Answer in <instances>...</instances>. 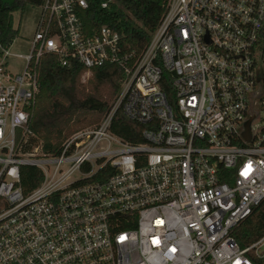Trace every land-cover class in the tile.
Segmentation results:
<instances>
[{"label":"built area","instance_id":"2783aa9c","mask_svg":"<svg viewBox=\"0 0 264 264\" xmlns=\"http://www.w3.org/2000/svg\"><path fill=\"white\" fill-rule=\"evenodd\" d=\"M117 6L104 0L100 7ZM87 0H44L29 54L0 52V264H257L234 230L264 202V0H165L139 52ZM121 71L96 125L24 152L42 57ZM24 60L20 72L7 59ZM138 142L111 130L116 114ZM248 123L249 138L243 137ZM42 179L24 193L20 168Z\"/></svg>","mask_w":264,"mask_h":264},{"label":"trees","instance_id":"16d2710c","mask_svg":"<svg viewBox=\"0 0 264 264\" xmlns=\"http://www.w3.org/2000/svg\"><path fill=\"white\" fill-rule=\"evenodd\" d=\"M44 0H0V47L8 48L18 36L13 28V14L29 5L40 7ZM104 0H87L81 10L83 27L88 33L105 25L119 34L127 52L139 53L150 39L164 11L165 0H117L118 5L100 7ZM39 92L32 109L30 130L23 151L41 145L44 154L56 155L61 144L76 130L94 124L107 111L109 101L119 89L121 71L106 64L90 70L82 82L85 69L77 64L61 67L51 55L42 57L39 65ZM111 130L127 142H138L137 126L117 113ZM42 179L35 167L20 168V187L27 193ZM264 234V202L261 203L234 230L233 236L240 247H245ZM264 264V259L257 262Z\"/></svg>","mask_w":264,"mask_h":264},{"label":"rangeland","instance_id":"374dc122","mask_svg":"<svg viewBox=\"0 0 264 264\" xmlns=\"http://www.w3.org/2000/svg\"><path fill=\"white\" fill-rule=\"evenodd\" d=\"M41 12H42V9L39 6L33 7V6L27 5L23 9L22 12L18 11L13 14L12 25L14 29L18 30V36L13 40L11 46L9 47L10 53L14 55H20L21 57H25L29 54L30 47H31V40H32L34 31L36 29L37 22L40 18ZM1 49L2 48L0 47V52H1ZM23 64H24V60L21 58L12 56L7 59V68L12 73L20 72L23 67ZM89 76L90 75L83 74L81 76L82 82H85L89 78ZM115 97H113L109 101V106L113 103V100L115 99ZM104 114L100 117L98 122L85 126V127H81L75 132L96 125L97 123L101 121Z\"/></svg>","mask_w":264,"mask_h":264},{"label":"water","instance_id":"95a60500","mask_svg":"<svg viewBox=\"0 0 264 264\" xmlns=\"http://www.w3.org/2000/svg\"><path fill=\"white\" fill-rule=\"evenodd\" d=\"M243 137H244L245 139H248V138H249V133H248V123L246 124V131L244 132Z\"/></svg>","mask_w":264,"mask_h":264}]
</instances>
